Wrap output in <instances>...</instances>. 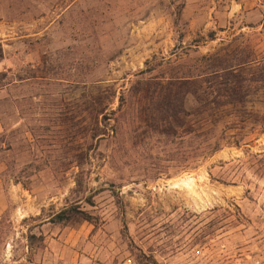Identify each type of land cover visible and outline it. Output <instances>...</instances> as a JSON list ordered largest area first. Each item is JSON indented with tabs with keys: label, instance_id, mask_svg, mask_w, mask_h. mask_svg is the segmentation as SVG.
<instances>
[{
	"label": "rangeland",
	"instance_id": "rangeland-1",
	"mask_svg": "<svg viewBox=\"0 0 264 264\" xmlns=\"http://www.w3.org/2000/svg\"><path fill=\"white\" fill-rule=\"evenodd\" d=\"M212 55L251 85L202 158L197 99L172 83ZM263 248L264 0H0V264H251Z\"/></svg>",
	"mask_w": 264,
	"mask_h": 264
},
{
	"label": "trees",
	"instance_id": "trees-1",
	"mask_svg": "<svg viewBox=\"0 0 264 264\" xmlns=\"http://www.w3.org/2000/svg\"><path fill=\"white\" fill-rule=\"evenodd\" d=\"M205 60L207 62L204 64L203 69H198L191 74L184 75L183 77L181 76L176 80V82L172 83L176 87H181L179 93L182 95V101H184L186 96L189 94H193L197 99V106L186 111L184 115L187 116V120L185 122L188 130L186 134L191 139L193 136H196L198 140V155L202 158L211 156L214 152L219 150L222 145L224 136L220 135L216 137L215 134L218 120L221 117V112L226 111L228 105L229 107L230 105L232 107L237 105L244 107L243 102L234 100L230 101L228 99L232 100L234 95H243L246 91L250 92L249 88L251 85L247 84V81L245 80H243L240 84L238 83V85H235L225 79L227 74H234L237 73V71L239 72L238 65L228 64V61L230 60L229 58L226 57L217 59L215 55H212ZM157 84L159 85L160 82ZM156 88L157 87H154L153 91H156ZM158 93L159 92H157V94ZM177 94V92H174L173 95L171 92L166 93L165 99L163 97L164 100H161L158 103V105H160L159 111H164L163 113L166 114L168 113V109H171L169 111L170 115L173 114L172 117H176V114L179 111H177L178 107L175 106L173 98L174 95ZM221 96L224 97L226 100L225 102H221ZM237 102L240 104H237ZM225 106H227V108H225ZM164 119L168 120L165 115ZM177 120L178 119L175 121ZM67 217H69V215H65L64 212L57 215L59 220Z\"/></svg>",
	"mask_w": 264,
	"mask_h": 264
},
{
	"label": "built area",
	"instance_id": "built-area-1",
	"mask_svg": "<svg viewBox=\"0 0 264 264\" xmlns=\"http://www.w3.org/2000/svg\"><path fill=\"white\" fill-rule=\"evenodd\" d=\"M119 264H138V263H136L132 257H126ZM251 264H264V248L261 250L258 260H256Z\"/></svg>",
	"mask_w": 264,
	"mask_h": 264
},
{
	"label": "bare ground",
	"instance_id": "bare-ground-1",
	"mask_svg": "<svg viewBox=\"0 0 264 264\" xmlns=\"http://www.w3.org/2000/svg\"><path fill=\"white\" fill-rule=\"evenodd\" d=\"M184 183H188V181H184Z\"/></svg>",
	"mask_w": 264,
	"mask_h": 264
}]
</instances>
